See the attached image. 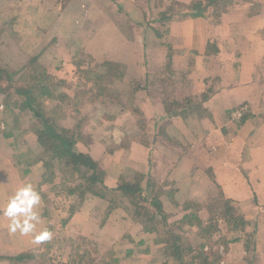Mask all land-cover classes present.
<instances>
[{
  "label": "crops",
  "instance_id": "1",
  "mask_svg": "<svg viewBox=\"0 0 264 264\" xmlns=\"http://www.w3.org/2000/svg\"><path fill=\"white\" fill-rule=\"evenodd\" d=\"M91 1L69 0L48 32L56 36L55 30L66 21L73 34L78 32L77 15L84 20L83 12L91 8ZM103 1L93 0V31L89 37L80 33L81 42L93 48L101 88L109 90L126 79L134 85L135 109L129 105L127 110L119 109L117 102L96 105L106 112L119 109L124 115H142L138 125L151 138L148 143H129L127 157V162L138 163L142 194L154 186L160 188L161 207L173 213L171 222L185 225L193 235L191 241L203 242L199 230L192 228L195 222L211 224L214 230L206 240L225 244L219 245V264H264V8L259 9L258 0L233 7L228 1L231 6L225 7L214 24L207 13L214 7L205 0H175L185 4L181 17L170 8L173 0H111L115 7ZM198 1L203 9L194 17L188 6ZM131 2L145 5L147 11L142 14L143 22L125 27L119 19L133 6ZM151 2H160L159 7L150 6ZM76 7L78 12L73 11ZM256 7L259 11L251 12ZM147 16L154 17L151 26ZM112 67L120 68L121 77L104 74ZM7 135L0 138V205L30 178L38 177L33 169L23 174L15 164ZM43 205L41 200L38 211ZM77 207L63 226L65 230L92 238L104 236L109 242L120 240L123 253L133 250L126 240L136 241L135 235L150 239L156 252L133 257L135 264L166 262L162 245L156 244L159 239L142 220L143 225L130 214L121 217L111 212L95 232L93 224L98 220L93 205ZM126 211L131 208L127 206ZM41 217L38 229L43 224ZM7 223L0 217V260L19 264L11 260L39 245L28 236L10 235ZM133 253L136 256L135 251L129 255ZM124 259L119 253L118 263L128 264Z\"/></svg>",
  "mask_w": 264,
  "mask_h": 264
},
{
  "label": "rangeland",
  "instance_id": "2",
  "mask_svg": "<svg viewBox=\"0 0 264 264\" xmlns=\"http://www.w3.org/2000/svg\"><path fill=\"white\" fill-rule=\"evenodd\" d=\"M173 1L169 4L170 8L177 12L176 16L181 17L185 4ZM228 1H231V5H243L254 0H217L213 10L207 12L211 22H218L219 16L228 6ZM68 2L69 0H0V88L5 92L1 100L8 96L5 102L1 101L3 114L0 115V122L5 121V124H0V138L10 134L12 137L9 143L15 164L22 170L25 168L30 172L33 169L37 172L38 177L32 180L30 178L28 182L40 193L44 204V209L39 210L43 215L40 229L47 227L53 232L50 241L30 252H24L26 255L23 260L19 261L14 257L11 261L19 264H119L120 253L124 260H128V264H135L133 257L149 253V256H152L156 252L154 244L149 242L150 239L145 241L137 235L136 241L126 240L133 250L125 254L120 240L109 242L104 236L92 238L72 233L70 229L65 230L63 226L67 224L78 205H93V216L98 220L93 224L94 229L91 228L95 232L97 225L106 221L111 212H118L122 214L121 217L130 214L141 225L144 222L150 234L159 239L156 244L163 247L166 261L163 264H178L177 258L187 262L191 254L188 248L198 250L202 243L208 252L207 255L212 258L211 254L218 253L219 245L224 246L223 243L219 240H215L216 243L212 240L191 241L190 237L193 235L187 233L185 225L171 222L173 213L161 207L163 204L158 199L160 188L156 189L154 186L147 189L145 196L142 194L143 198H140L138 193H125L119 189L124 181L143 183V178L136 171L138 163L127 162L131 146L129 143H148L151 134L144 135V127L137 125L138 121L141 123L140 119L143 121L142 115L119 113L121 108L127 110L126 105L135 109L133 103L136 90L131 80L117 83L115 87H118V91L111 90L115 87L109 90L101 88L103 81L97 78L100 72L94 67L96 61L93 60V48L89 50L88 47L82 46L81 34L89 37L93 31V0L91 8L87 7L83 12L84 20L77 15L78 32L73 34L74 30L68 25L69 21L60 24L55 30L59 33L56 36L48 32L52 30L59 19L60 10L67 6ZM103 2L115 7L111 0ZM131 3L133 6L131 5L126 10V15L119 19L125 27L131 23L135 26L137 22H143L142 14L145 13L144 10L147 11L145 5L141 7L138 2ZM159 3L151 2L150 6L159 7ZM258 3L259 9L264 8V0H258ZM73 11L78 12L79 7ZM258 11L256 7L251 12ZM163 12L167 13V9ZM150 14H154V11H150ZM153 20L152 16L146 17L150 26ZM85 28L87 30H84ZM67 49H70V52ZM43 72L48 78L47 81L46 77L41 76L39 79L37 76ZM117 72H121L120 68ZM33 77L37 78V81H33ZM24 84H30L36 89L38 85L50 86L53 97L40 100L42 102L37 110L52 124L69 130L74 137V150L87 155L95 162L96 169L93 174L97 180L94 184L88 182V170L77 172L74 165L65 168L61 163L52 162L49 168L41 166L40 154L43 149L36 143L35 132L40 127V118L30 111H21L19 104L22 99L15 93L16 88ZM8 94L12 96L9 97ZM60 94H64L66 98L60 97ZM34 95H39V91H34ZM104 101L117 102L119 109L116 112H106L96 105V102ZM150 148L153 156L154 147ZM150 166L153 167L152 162ZM76 185H80L79 192L88 187L92 193L85 191L80 200L79 194L77 196L68 193V190ZM161 196L164 199V195ZM152 199H157V203H152ZM127 206L131 208V212L126 211ZM192 228L198 230L195 226ZM213 230L214 227L211 226V231ZM172 237L178 238L179 245L183 248L175 254L170 246ZM132 251L136 252V256L135 253L129 255ZM154 258L149 260L153 261Z\"/></svg>",
  "mask_w": 264,
  "mask_h": 264
},
{
  "label": "trees",
  "instance_id": "3",
  "mask_svg": "<svg viewBox=\"0 0 264 264\" xmlns=\"http://www.w3.org/2000/svg\"><path fill=\"white\" fill-rule=\"evenodd\" d=\"M207 2V6H212L215 7L216 5L214 4L217 0H205ZM205 2V3H206ZM189 9L191 10V15L194 17L200 16L201 13L200 11L203 9V5L201 2H195L189 5ZM106 64L102 65L100 68L103 70L106 68ZM1 69V68H0ZM114 69V70H113ZM119 67H112V70L109 68L104 74H113L114 77H121L120 74L121 72H117ZM36 73V71H35ZM38 78L42 76L43 78L46 77V74L41 73L37 75ZM100 74L97 76V78L100 80ZM47 77L46 80L47 81ZM33 81H37V78L33 77ZM38 90L39 95L35 96L34 91ZM5 93L2 91L0 88V94L2 95ZM15 93L17 96L21 97V101L19 104L20 110H27L30 111L31 113L35 114L38 118H40V127L37 128L36 132V143L40 145V147L43 149L42 153L40 154V163L42 167L49 168L52 166V162H58L61 163L65 168L74 165V170L77 172H83L84 170H88L90 172V176L88 178V182L91 184H94L96 182L97 177L93 174V171L96 169V164L95 162L89 158L87 155H84L82 153H77L74 150V137L72 136L71 132L69 130L62 129L55 124H52L46 117H44V114H40L38 112V108H40V104L45 98H52L53 93L50 90V86L44 85V86H37V89L30 85V84H24L21 87H17L15 90ZM9 97L12 96V94H8ZM60 97L66 98L64 94H60ZM8 97V96H7ZM2 100V102H5L6 98ZM39 97V98H38ZM6 104V103H5ZM139 123V122H138ZM138 125V124H137ZM11 136L10 134L7 135ZM12 137V136H11ZM49 156L48 160L46 157ZM23 174H27L29 172V169H23ZM94 175V176H93ZM138 183H131L124 181V184L120 186V190L124 191L125 193H139V197H142V189L139 187ZM79 187L80 185H76L71 187L68 190L69 194H75L78 196L80 200H82V195L84 194L85 191H91L90 188H84L82 189L81 192H79ZM82 187V185H81ZM92 193V191L90 192ZM153 203L156 204L153 200ZM197 221V220H196ZM196 227L198 228L197 234L201 239H203V242H206L208 239V234L211 231V224L210 225H205L203 226L199 222H195ZM171 241V248L172 251L174 252H180L182 251V246L179 245V239L172 237ZM225 246V244H224ZM205 245L202 243L201 246L198 247V250L188 248V251L191 253L189 256V259L187 262L183 261L182 258H177V263L178 264H219L220 262V256L218 255L219 253H214L211 254L212 258L215 257L213 260L210 258L208 252L204 249ZM26 254H20L16 257L19 261L23 260L25 258ZM174 256V255H173ZM176 258V257H175Z\"/></svg>",
  "mask_w": 264,
  "mask_h": 264
},
{
  "label": "clouds",
  "instance_id": "4",
  "mask_svg": "<svg viewBox=\"0 0 264 264\" xmlns=\"http://www.w3.org/2000/svg\"><path fill=\"white\" fill-rule=\"evenodd\" d=\"M41 195L31 183L22 184L9 196L4 205H0V217L6 218L10 235L28 236L35 245H42L53 237V232L44 227L38 229L42 217L38 211ZM0 264H7L0 260Z\"/></svg>",
  "mask_w": 264,
  "mask_h": 264
}]
</instances>
